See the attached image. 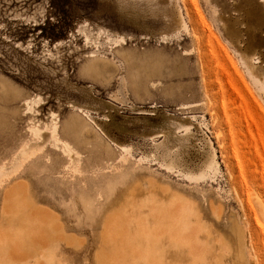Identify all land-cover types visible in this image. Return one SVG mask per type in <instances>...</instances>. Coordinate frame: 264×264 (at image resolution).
I'll list each match as a JSON object with an SVG mask.
<instances>
[{
  "label": "rangeland",
  "instance_id": "1",
  "mask_svg": "<svg viewBox=\"0 0 264 264\" xmlns=\"http://www.w3.org/2000/svg\"><path fill=\"white\" fill-rule=\"evenodd\" d=\"M167 216L264 264V0H0V264H164Z\"/></svg>",
  "mask_w": 264,
  "mask_h": 264
},
{
  "label": "bare ground",
  "instance_id": "2",
  "mask_svg": "<svg viewBox=\"0 0 264 264\" xmlns=\"http://www.w3.org/2000/svg\"><path fill=\"white\" fill-rule=\"evenodd\" d=\"M54 131L55 128L52 134ZM162 226L161 256L164 264H201L200 260H203V257L200 258L198 255L200 245L197 236H193L192 232L189 235L184 220L167 216Z\"/></svg>",
  "mask_w": 264,
  "mask_h": 264
},
{
  "label": "crops",
  "instance_id": "3",
  "mask_svg": "<svg viewBox=\"0 0 264 264\" xmlns=\"http://www.w3.org/2000/svg\"><path fill=\"white\" fill-rule=\"evenodd\" d=\"M68 128L72 129V128L70 127L69 123L67 124V129H68ZM37 130H38V129H37ZM34 134H35V132H34ZM51 134H52V133H51ZM51 138L53 139V141H60V142L62 143V146H63L64 149H66V150H68V151H71V150H72L71 147H70V145H69L67 142H65V141L59 139L58 137H56V136H55V133L52 134ZM69 149H70V150H69Z\"/></svg>",
  "mask_w": 264,
  "mask_h": 264
}]
</instances>
